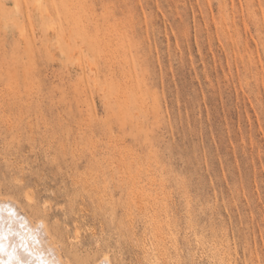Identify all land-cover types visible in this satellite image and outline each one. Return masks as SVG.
Wrapping results in <instances>:
<instances>
[{"label": "rangeland", "instance_id": "rangeland-1", "mask_svg": "<svg viewBox=\"0 0 264 264\" xmlns=\"http://www.w3.org/2000/svg\"><path fill=\"white\" fill-rule=\"evenodd\" d=\"M0 196L64 264H264V0H0Z\"/></svg>", "mask_w": 264, "mask_h": 264}, {"label": "bare ground", "instance_id": "bare-ground-1", "mask_svg": "<svg viewBox=\"0 0 264 264\" xmlns=\"http://www.w3.org/2000/svg\"><path fill=\"white\" fill-rule=\"evenodd\" d=\"M16 210L10 202L0 200V236H4L0 239V244L4 246V250L0 252V264H41V261L44 264H64L65 261L61 262L55 246L49 243L48 232L41 227L33 226L28 218L17 213L20 209ZM41 220H38V223ZM43 222L41 226L44 225ZM103 258L102 261L99 260L100 264H107L108 257ZM27 260L30 262L27 263Z\"/></svg>", "mask_w": 264, "mask_h": 264}, {"label": "snow or ice", "instance_id": "snow-or-ice-1", "mask_svg": "<svg viewBox=\"0 0 264 264\" xmlns=\"http://www.w3.org/2000/svg\"><path fill=\"white\" fill-rule=\"evenodd\" d=\"M3 237L2 236H0V239H2ZM4 250V246H3V244H0V252H2ZM41 264H44V262L43 261H41Z\"/></svg>", "mask_w": 264, "mask_h": 264}]
</instances>
